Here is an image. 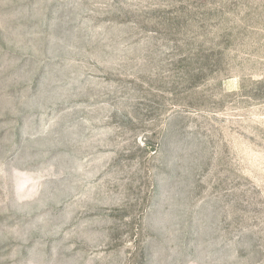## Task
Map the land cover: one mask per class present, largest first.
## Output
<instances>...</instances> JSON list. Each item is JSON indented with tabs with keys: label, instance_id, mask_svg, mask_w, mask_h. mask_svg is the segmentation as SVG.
I'll return each mask as SVG.
<instances>
[{
	"label": "rangeland",
	"instance_id": "obj_1",
	"mask_svg": "<svg viewBox=\"0 0 264 264\" xmlns=\"http://www.w3.org/2000/svg\"><path fill=\"white\" fill-rule=\"evenodd\" d=\"M0 264H264V0H0Z\"/></svg>",
	"mask_w": 264,
	"mask_h": 264
}]
</instances>
